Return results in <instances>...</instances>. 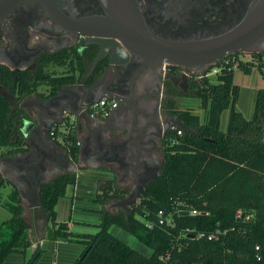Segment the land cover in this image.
<instances>
[{"label":"trees","instance_id":"obj_1","mask_svg":"<svg viewBox=\"0 0 264 264\" xmlns=\"http://www.w3.org/2000/svg\"><path fill=\"white\" fill-rule=\"evenodd\" d=\"M96 52L95 46L83 55L75 48L45 52L24 69L0 64V158L27 150L22 129L31 120L24 108L11 105L1 92L7 91L18 104L31 95L46 99L79 82ZM50 64L67 68L58 74L46 69ZM238 68L246 73L252 70L250 63H238ZM233 78V70L222 69L214 82L195 75L186 82V90L167 82L163 105L177 116L181 134L177 127L168 132L159 175L141 189L138 202L127 212L102 207L94 233L73 232L66 222L57 221L55 206L66 187L75 183L76 173L65 172L43 182L39 197L49 225L41 239L82 245L74 264H264V88L257 90L247 119L235 109L239 86ZM40 85L47 87V94L38 91ZM178 96L197 97L204 120L178 108ZM228 108L227 128L221 130V113ZM63 140L68 156L76 162L79 145L74 131L63 135ZM113 183L108 180L101 186L93 201L104 205L123 199L128 192ZM7 184L0 174V189ZM0 205L10 214L0 222V264L11 253L22 254V264H35L43 249L37 244L29 250L39 239L24 215L18 190L13 188L5 200L0 197ZM191 209L207 215H192ZM114 226L150 253L114 235Z\"/></svg>","mask_w":264,"mask_h":264},{"label":"flooded vegetation","instance_id":"obj_2","mask_svg":"<svg viewBox=\"0 0 264 264\" xmlns=\"http://www.w3.org/2000/svg\"><path fill=\"white\" fill-rule=\"evenodd\" d=\"M5 1H9L7 5L10 7L0 19V64L18 69L23 65L30 67L45 52L75 48L79 55H83L92 45L80 47L79 44L96 43L87 42V36L81 32L110 30L106 22H99L98 19L106 20L112 12L118 14L119 10L128 13V7L136 5L144 22L156 35L166 39L188 40L229 30L243 18L252 0ZM115 41L123 44L117 38ZM262 51L264 37L256 43L251 53ZM144 62V58L132 56L126 64L117 68L116 74L120 76L121 90L126 95L129 108L125 112L121 102L117 101L109 116L98 117L105 124L95 130L99 143L94 152L97 162L113 168L120 180L132 183V192L125 197L136 193L140 184L145 182L146 186L157 175L167 134L179 123L177 116L170 114L163 105L167 82L181 85L186 90L185 82L197 75L184 77L181 67L174 69L164 62ZM137 69L130 86V77ZM26 104L32 105V100H27ZM85 106L81 110V117L89 119L84 111ZM121 141L123 144L118 148L117 143ZM10 170V167H4L5 173L8 174ZM116 202L110 203L107 209L121 206Z\"/></svg>","mask_w":264,"mask_h":264},{"label":"water","instance_id":"obj_3","mask_svg":"<svg viewBox=\"0 0 264 264\" xmlns=\"http://www.w3.org/2000/svg\"><path fill=\"white\" fill-rule=\"evenodd\" d=\"M8 2L0 0V19L10 7L7 5ZM128 8V13H121L119 10L118 14L112 12L111 17L106 20L98 19L99 22H106L110 30H83L81 32L87 36V42L96 44H79L80 47L89 45L97 47L96 55L87 70L77 84L67 85L56 95L44 101L36 100L40 109H47V114L45 118H41L38 112L36 118L32 116L33 120L25 123L22 131L27 150L12 157L0 158L1 172L14 183L22 205L31 209L32 226L37 239L43 237L49 225V216L41 205L39 197L41 184L59 174L75 172L77 168V165L69 158L67 151L48 136L49 129L55 124L62 123L65 114L79 118L83 115L81 111L83 106L103 97L120 101L126 112L129 107L126 95L121 90L123 86H121L120 76L116 74V70L126 64L132 56L144 58V64L164 62L181 67L184 77L195 74L203 76L207 69L224 57L253 51L256 43L264 37V0H252L243 18L229 30L204 38L188 40L166 39L156 35L149 29L146 21L144 22L136 5ZM116 25H118L117 29L112 28ZM103 37L111 39L106 40ZM115 38L123 44H118ZM100 62L104 63H101L100 68L97 69ZM7 66L12 70L16 69L14 66ZM26 67L27 65H23L18 69ZM137 71L138 69L130 77V86ZM1 93L11 105H23L16 103L9 93L7 96L5 92ZM103 124L105 123L99 122L97 125L99 127ZM175 127L183 128L179 123ZM88 137L91 139L90 150L98 149L99 143L95 131ZM122 144L123 141L118 142L117 147L120 148ZM5 166L11 169L8 174L4 172ZM50 166H55V168L51 169ZM158 175L159 172L156 176ZM149 183L150 181L146 185ZM144 186L145 182L138 186L136 193H130L116 204L121 205L127 212V205L139 198Z\"/></svg>","mask_w":264,"mask_h":264},{"label":"crops","instance_id":"obj_4","mask_svg":"<svg viewBox=\"0 0 264 264\" xmlns=\"http://www.w3.org/2000/svg\"><path fill=\"white\" fill-rule=\"evenodd\" d=\"M38 91L47 94V90ZM29 99L32 100V105L30 106L26 104L27 100ZM37 99L41 101L45 100L42 97L31 95L20 102V104H23L21 107L24 108L25 111L29 114L31 120H33L32 116H34L35 118L37 117L36 115L38 112L40 113L41 118H45V115L47 114V109H40L38 107L36 101ZM99 122H104V120L100 118L85 119L84 117H79L77 119V122L75 123V128L73 129L77 140L80 142L77 160L76 162L72 161L77 165V168L75 170L76 181L74 184L68 185L66 187L65 195L58 200L55 206L57 221L66 222L69 229L73 232L91 233L92 231L90 230H92V228L93 230L94 228L96 229L97 224L100 221L99 210L102 208V205L98 202L93 201V198L97 190L101 186L105 185L108 180L114 181V187L120 190H124L128 193L132 192V183L130 181L120 180L117 172L113 168L103 163L97 162V160L95 159V150H90L91 139L88 136L94 133V131L98 127L97 124ZM50 138L58 143L61 147H63L64 140L61 134H58L54 139L52 137ZM59 139H61V141ZM50 168L53 169L55 168V166H50ZM0 174L5 180L9 182V184L5 185L8 188V195L12 191V189L16 187L13 182L6 178L1 170ZM25 208L26 210L24 212V215L26 218H28L27 211L30 208ZM9 215L10 214L8 213V217ZM119 229L121 228L114 226L112 227L111 232H113L114 235L118 237L122 236V232H119ZM39 246L44 250L45 257L51 256L52 258V255H54L53 263L56 264H74L75 260L78 258L80 252L83 249L82 245L66 240H57L54 242L47 239H41V241L39 242ZM143 247L145 248V246L142 245V248L137 250L145 253V250H142ZM33 249L34 247H30L29 250L32 251ZM22 259V254L12 253L9 254V256L2 264H20ZM45 261L48 262V259L46 258ZM37 264H40V261Z\"/></svg>","mask_w":264,"mask_h":264},{"label":"rangeland","instance_id":"obj_5","mask_svg":"<svg viewBox=\"0 0 264 264\" xmlns=\"http://www.w3.org/2000/svg\"><path fill=\"white\" fill-rule=\"evenodd\" d=\"M244 55H245V53H240V55H238L237 58H241ZM66 68H67V66H57L55 64H50L47 66L46 69L50 72H56V73L60 74L63 71H65ZM233 71H234V78H233L234 83L239 86V96H238V99H237L236 104H235V109L240 111L244 115L245 118L249 119L253 113L255 94H256L258 89L264 88V77L259 75L258 72H256L255 70H251V72L246 73L243 70H241L240 68L236 67V68H234ZM215 75L216 74L208 75L209 80L214 82ZM180 86L181 85H178V87H180ZM38 90H47V87L45 85H40L38 87ZM4 92H5V95L7 96L8 92L7 91H4ZM176 103H177L178 108L189 109L191 112L198 114L201 121L204 120L205 111L201 107L200 100L197 97L178 96L176 98ZM229 111H230V109L228 108V109L223 110V112L221 113V117H220V128H221V130H226V128H227ZM58 129H59V131L62 132V131H64V126L61 124L58 126ZM59 140L61 141V139H59ZM7 192H8L7 186L2 187L0 189V197L2 200H5L7 198ZM138 200H139V198H137L135 200V202H132L131 204L127 205V207H129L130 205H132L134 203H137ZM116 201H118V200H111V201L105 203L104 205H102V207H104L106 210H109V211L119 210L120 208H122V206H118V208L114 207V208H108L107 209V206L110 203L116 202ZM27 212H28L27 213L28 219L32 224V219H31L32 214H31L30 209ZM8 213L9 212L0 205V222L4 219L8 218ZM91 227H93V226H91ZM97 229H98L97 227H96V229L94 228V230L92 228V230H90V231H92L91 233H94ZM119 230H120L119 232H122V236H119V238L124 240L127 244H129L131 247H133L135 249H141L142 248V244L135 237H133L132 235H130L129 233H127L126 231H124L122 229H119ZM142 250H145L146 254L150 253V249L146 246H145V248L143 247ZM53 257H54V255H52V258H51V256L45 257L44 256V250H43L42 255L40 256V258L37 260V262L35 264L39 263V261H40V264H56V263H53V261H54ZM46 258L48 259V262L45 261ZM22 263H23V259L21 260L20 264H22Z\"/></svg>","mask_w":264,"mask_h":264},{"label":"built area","instance_id":"obj_6","mask_svg":"<svg viewBox=\"0 0 264 264\" xmlns=\"http://www.w3.org/2000/svg\"><path fill=\"white\" fill-rule=\"evenodd\" d=\"M245 55L241 58H237L240 54H234V55H228L224 57L222 60H220L218 65H214L210 70H206L204 77H207L208 75H214L220 72L222 69L227 70H234V68L238 67V63L242 64H251L252 70H255L258 72L259 75L264 77V55L256 56L254 53L251 52H244ZM217 64V63H216ZM117 103V100L110 99L107 97H103L99 99L96 102H93L89 105H86L84 108V111L87 113L88 117L91 119H96L98 117L100 118H106L109 116V114L112 112V110L115 108ZM62 123L55 124L49 129V136L53 139L56 138L58 134L66 135L69 132H71L75 128V123L77 122V117H73L71 115L68 116V114H65ZM64 126V131H59L58 126L59 125ZM177 134H181V129L178 128ZM77 145H80V142H77ZM206 214L207 212L197 211L195 209L190 210V214L192 215H198V214ZM41 239H39V242ZM39 242H35L32 244L31 247H36Z\"/></svg>","mask_w":264,"mask_h":264}]
</instances>
